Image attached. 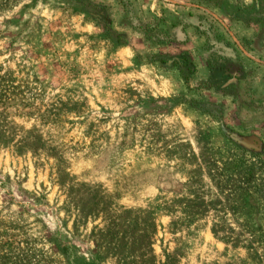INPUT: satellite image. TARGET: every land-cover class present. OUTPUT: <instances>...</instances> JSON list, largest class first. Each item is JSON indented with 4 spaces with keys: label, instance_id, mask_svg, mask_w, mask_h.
<instances>
[{
    "label": "rangeland",
    "instance_id": "374dc122",
    "mask_svg": "<svg viewBox=\"0 0 264 264\" xmlns=\"http://www.w3.org/2000/svg\"><path fill=\"white\" fill-rule=\"evenodd\" d=\"M263 36L264 0H0V264H264L225 200L264 218Z\"/></svg>",
    "mask_w": 264,
    "mask_h": 264
},
{
    "label": "trees",
    "instance_id": "16d2710c",
    "mask_svg": "<svg viewBox=\"0 0 264 264\" xmlns=\"http://www.w3.org/2000/svg\"><path fill=\"white\" fill-rule=\"evenodd\" d=\"M263 40L264 36L261 39L260 44ZM226 165L228 166L226 167L228 170H237V168L240 166L235 160L228 161ZM245 169H247V178L249 180H253L255 175L253 169L249 166H245L243 170ZM258 192L259 190L257 184L254 185V180L253 184H248L242 187L239 186V184H231L225 190V200L228 203V210L233 216V220L239 221L238 224H241V227L250 235H252L254 240L260 241L261 243L264 242V218L256 215V213L260 210L259 204L256 203V199H258ZM193 194L194 193L191 195L193 196ZM254 194H256V196H254ZM198 198L200 197L194 196V199L187 200V202L193 203L195 199ZM228 229L229 231L231 230V228ZM52 241L56 250L60 253H65L68 250V246L66 244H62L61 238L53 236Z\"/></svg>",
    "mask_w": 264,
    "mask_h": 264
}]
</instances>
